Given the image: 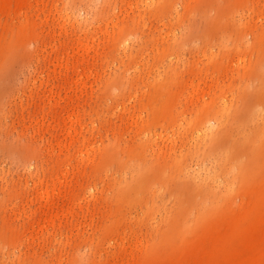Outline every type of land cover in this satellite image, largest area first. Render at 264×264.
Returning <instances> with one entry per match:
<instances>
[{
	"label": "rangeland",
	"instance_id": "1",
	"mask_svg": "<svg viewBox=\"0 0 264 264\" xmlns=\"http://www.w3.org/2000/svg\"><path fill=\"white\" fill-rule=\"evenodd\" d=\"M0 264H264V0H0Z\"/></svg>",
	"mask_w": 264,
	"mask_h": 264
}]
</instances>
